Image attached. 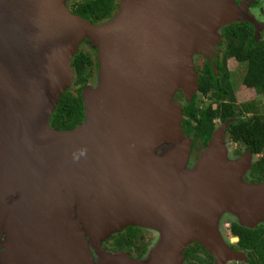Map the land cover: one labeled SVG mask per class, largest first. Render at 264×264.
I'll use <instances>...</instances> for the list:
<instances>
[{"label":"water","instance_id":"obj_1","mask_svg":"<svg viewBox=\"0 0 264 264\" xmlns=\"http://www.w3.org/2000/svg\"><path fill=\"white\" fill-rule=\"evenodd\" d=\"M232 5L125 0L119 17L99 26L62 0H0V239L26 250L7 254V264H94L92 253L96 264H181L190 244L214 264L247 261L225 245L218 224L228 214L247 229L264 225V183L243 181L253 155L227 160L228 120L187 171L192 139L173 102L178 90L186 103L197 93L193 57L209 61L217 30L242 15L216 9ZM85 39L97 51L98 86L82 94L83 122L55 131L50 117ZM128 227L157 233L143 258L99 249Z\"/></svg>","mask_w":264,"mask_h":264},{"label":"trees","instance_id":"obj_2","mask_svg":"<svg viewBox=\"0 0 264 264\" xmlns=\"http://www.w3.org/2000/svg\"><path fill=\"white\" fill-rule=\"evenodd\" d=\"M115 11L116 0H79L73 4L71 13L97 24L110 19ZM221 37L224 52L216 60L215 70L210 64L204 63L198 75V94L208 98L212 104L199 109L196 96H193L182 109L184 120L181 128L186 137L192 138L191 149L198 146L202 150L211 139L215 121L223 124L233 120L226 130L229 140L257 157L247 179L250 183H264V110L260 113L254 102L237 104L227 69L230 59L244 64L246 73L243 85L264 100V43L254 41L248 24L232 23L221 31ZM71 66L74 71L73 87L79 92L91 78L96 68L95 61L90 54L80 50ZM83 119L84 107L78 93L64 92L50 117L49 126L55 131H71ZM229 232L238 239L235 249L246 253L248 264H264V225L247 229L232 222ZM143 234L142 229L128 227L113 236L108 243H111L112 250L128 251L140 257L150 244ZM197 250L202 251L208 259L194 255ZM184 258L196 264H213L212 257L197 244L185 251Z\"/></svg>","mask_w":264,"mask_h":264},{"label":"rangeland","instance_id":"obj_3","mask_svg":"<svg viewBox=\"0 0 264 264\" xmlns=\"http://www.w3.org/2000/svg\"><path fill=\"white\" fill-rule=\"evenodd\" d=\"M77 1H79V0H62V6H63V8L65 10H67L68 12L71 13L73 4L75 2H77ZM124 2H125V0H116V11H115L114 15L110 19H108V20H106L104 22H100V23L93 24V25L102 26V25H105V24L113 21L114 19L118 18L120 13H121V10L123 9ZM133 2L138 3L139 0H133ZM247 18L248 17L246 15H242V16H240L239 20L234 21L232 23L246 22ZM225 27L226 26L221 27L220 29H218L217 30V34H219ZM220 43H222V38H220ZM80 50L90 54L94 58L96 68L92 72L91 78H89L87 85L84 86L83 88H81L79 92L76 90L75 87H73L74 76H73V79H72V82H71L70 86L65 90V92H71L73 94H75L77 92L79 97L82 99V94H83L85 89H90V90H96L97 89V86H98V79H97L98 67H97V51H95L96 49L93 47L92 43H89L88 39H85L82 43H80V45L78 46V52ZM223 52H224V50H223V45H222V49H220V56L219 57L223 56ZM206 60L207 59L205 57L201 56V55L193 57V61L192 62H193L194 71L196 73L197 79H198V75H199L201 69L203 68V65H204ZM227 69L229 71L230 84H231V87L233 89V92L235 93L237 104L238 105H243V104H248V103L254 102L257 105L259 112L262 113L263 110H264V100L262 98L256 96V94H255V92L253 90L247 89L243 85V78H244V75L246 73V66L244 64L237 63L233 59H230L227 62ZM194 96H196V105H197V107L199 109L200 108L203 109V108L207 107L209 104H212L210 102V100H208V98H205V97L203 98V96L198 94V92ZM173 102L176 103V104H180L182 109H183V107L185 105L188 104V103H186L185 96H184V94H183V92L181 90H178L176 92V94L173 96ZM242 118H243V116H242ZM214 124H215V129H217V128H219L221 126V124L218 121H215ZM223 145H224V149L226 150V158H227L228 161H234L235 162V161L239 160L243 156V154L245 153L244 148L232 143L229 140L227 135H225L224 138H223ZM174 146H175V143L174 144H162L158 148L155 149L154 156L157 157V158L163 157L172 148H174ZM205 149L206 148L200 150V148L198 146L195 147L194 149H191L190 158H189V160L187 162V166H186V170L187 171L188 170L189 171L190 170L191 171L194 170L195 165L197 164V161L199 160V158L201 157V155L203 154ZM256 159H257V157L253 156L252 157V163L255 162ZM1 171H2V169H1V163H0V184H1V181H2V178H3V172H1ZM248 173L246 175H244V177H243V181L245 183H250L248 181V179H247L248 178ZM4 212H5V210H3V208H0V219H1V216H3ZM232 222H236L233 219V217H231L228 214H222L221 218H220V221H219V224H218V231H219V234H220V237H221L222 241L225 243L226 246H228L229 248H231V247L232 248H237L236 247L237 246L236 245L237 242H232V239L234 237L231 236V234L229 232V225ZM142 231L144 233L143 235H145L146 238H148L149 243H150L149 246L147 247L146 252H145V254H146L147 251L152 247V245H154V243L156 242V239H157L158 236H157L156 232H153V231H150V230L143 229ZM120 233L110 234L100 244L99 249L102 250L105 253H108V254L121 253V252L127 253V254H129V258L134 259L135 255L133 253H131V252H128V251H115V250L111 249L112 246H111V243H108L109 240L113 236H115L116 234H120ZM0 240H1L0 241V264H5V263L7 264V258L6 257H8V256H6V255L9 254V253H12V254L16 253L15 256H17V257L20 256L19 254L21 252H23L25 254V252H26L25 247L23 245L19 244L18 241H15L16 244L13 247L12 241L10 239H5L4 237H2ZM192 245L193 244L188 245L186 247V249L184 250V253ZM239 252H241V251H239ZM184 253H183V257H184ZM241 253L247 259L246 253L243 252V251ZM24 254H23V256H24ZM206 254H208V253L206 252ZM194 255H199L203 259H208V257L202 251H199V250L195 251ZM97 258L98 257L95 254L93 255V253H92V259L94 261V264H96ZM100 260H102L101 257H100ZM138 260H139V257H138ZM191 261H193V260H188V259L184 258V260L182 261L181 264H196V263L191 262ZM26 262L27 263H25V264H38V261L36 260V258H33V257L30 258ZM226 264H248V259H247L246 262L227 261Z\"/></svg>","mask_w":264,"mask_h":264},{"label":"flooded vegetation","instance_id":"obj_4","mask_svg":"<svg viewBox=\"0 0 264 264\" xmlns=\"http://www.w3.org/2000/svg\"><path fill=\"white\" fill-rule=\"evenodd\" d=\"M234 2L236 7L241 6L242 4H245L246 6L245 9L242 10V15H246L248 17L247 20L249 21L241 22L240 24H248L252 29L254 41L256 43H264V0H234ZM222 45L223 43H220L218 46L210 48L209 61L206 60L205 63H208L212 67H214L213 63H216V60L219 58L220 49H222ZM231 249L236 252L240 251L232 247ZM143 256H140L139 259L143 258ZM136 258L138 259L137 256L134 257V259ZM212 263L214 264L213 258Z\"/></svg>","mask_w":264,"mask_h":264},{"label":"bare ground","instance_id":"obj_5","mask_svg":"<svg viewBox=\"0 0 264 264\" xmlns=\"http://www.w3.org/2000/svg\"><path fill=\"white\" fill-rule=\"evenodd\" d=\"M245 7H246L245 4H242L241 6H238V7H233V5H232V6H229L228 8H218V9H216V12H217V14L218 13H225V11H230V12L233 11L235 13L236 12H242V10L245 9ZM20 222L22 223V220Z\"/></svg>","mask_w":264,"mask_h":264},{"label":"clouds","instance_id":"obj_6","mask_svg":"<svg viewBox=\"0 0 264 264\" xmlns=\"http://www.w3.org/2000/svg\"><path fill=\"white\" fill-rule=\"evenodd\" d=\"M234 238H236V237H234ZM238 242V241H237Z\"/></svg>","mask_w":264,"mask_h":264}]
</instances>
